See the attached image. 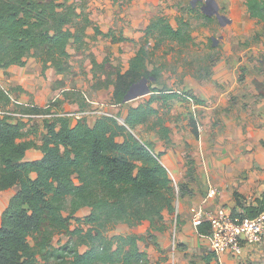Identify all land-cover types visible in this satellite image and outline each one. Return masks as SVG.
Returning a JSON list of instances; mask_svg holds the SVG:
<instances>
[{
	"label": "trees",
	"instance_id": "obj_1",
	"mask_svg": "<svg viewBox=\"0 0 264 264\" xmlns=\"http://www.w3.org/2000/svg\"><path fill=\"white\" fill-rule=\"evenodd\" d=\"M247 5L250 15L264 22V0H248ZM91 25L85 7L75 0H0V70L25 67L35 57L44 76L50 68L57 75L67 74L70 46L82 49ZM145 34L158 42L170 40L184 46L194 42L188 23L180 21L174 28L166 16L152 20ZM148 58L149 50L143 46L128 70L117 72L112 81L114 104H125L131 88L143 79L159 82L161 72L149 69ZM150 89L151 98L131 107L123 123L108 115L101 116L93 127L83 119L75 127L66 117L45 120L41 145L24 140L28 123L0 118V192L20 187L2 214L0 264L150 263L140 248L143 238L106 235L120 223L154 224L163 220L165 212H176V191L162 164L163 153H157L151 142L142 141L137 129L155 118L160 138L169 139L170 131L155 107V95L161 94L164 103L185 99L153 84ZM11 103V90L0 89V109ZM44 112L38 106L24 110L25 114ZM189 126L198 137L192 114ZM32 148L42 152L40 160H26ZM192 173L190 167L188 176L193 177ZM234 198L242 208L241 212L233 210L234 217L256 218L264 211V201L247 209L241 194L236 192ZM84 209L90 212L80 217ZM73 222L75 230L70 229ZM65 232L86 249L81 251L73 243L54 247L55 236ZM34 235L37 243L33 246L30 238Z\"/></svg>",
	"mask_w": 264,
	"mask_h": 264
},
{
	"label": "crops",
	"instance_id": "obj_2",
	"mask_svg": "<svg viewBox=\"0 0 264 264\" xmlns=\"http://www.w3.org/2000/svg\"><path fill=\"white\" fill-rule=\"evenodd\" d=\"M175 1L128 0L127 7L120 11L115 4L116 0H99L96 3L94 1L90 9H85L92 25L86 31V43L82 49L89 46L91 50L88 53L91 56L84 62L83 67L87 70L90 80L94 81L96 78L100 83L93 85L95 83L92 82L95 98L91 100L85 96L87 100L83 98V103L80 105L83 109H79V104L76 103L71 105L73 111L99 110L114 117H122L124 122L130 108L135 107L132 104L135 100L123 105L114 104L115 85L112 81H115L118 71L128 70L130 61L144 46L140 44V40L143 38L144 42L148 43V39L152 38H146L145 34L152 20L177 11L173 5ZM198 1L203 10L213 13L208 10L207 0ZM213 1L217 4L218 14L222 18L219 19L215 13L212 16L217 17L221 27L226 30L225 36L230 39L224 48L234 46L235 43L239 45L242 38L256 30L258 24L264 23L250 15L248 0ZM169 22L174 28L178 27L173 22ZM240 64L239 58L224 56L213 64L211 74L206 80L197 81L190 78L185 85L189 89L186 91L188 95L200 97L204 102L203 105L191 104L189 105L191 109L188 110L189 114L195 117L196 112L203 110L202 123L206 130L202 131L199 137L193 134L187 115L179 118L181 119L179 129L174 122H170L169 119L174 115V107L179 109L186 105L180 99H172L164 103L162 112L156 107L170 134L169 139H150V142L157 153H163L162 164L171 176H175L180 182V186L184 189L183 193L178 198L176 212L173 215L165 212L162 221L154 224L144 221L136 226L124 225L125 228L116 226L114 230L118 235L147 238L144 243L139 244L141 250L148 254L149 264H234L235 258L227 254L215 255L211 252L208 242L210 233L208 219L205 218L204 225L199 227L194 225V221L199 213L208 217L216 215L221 208H226L230 213L235 208L241 212L242 208L238 207L234 194L236 192L241 196L245 194L249 198L254 192L264 189L263 174L257 170L264 169V146L262 145L264 115L260 117L262 122L260 126L253 127L251 124L249 127L247 126V122H250L248 112L241 106L242 103L238 104L239 107H234L231 114H227L225 110L228 106V97L237 94L241 97L243 95L263 97L258 102H256L257 98L250 102L258 111L255 115L259 114V111H264V83L250 79L253 86H247L248 80L245 83L246 86L242 87L237 77ZM12 68L24 67L14 66L9 69ZM154 84L157 85V83ZM190 90L193 93L189 92ZM176 92L181 91L172 88L166 93ZM217 113L221 114L220 118L223 120L222 130L215 129L213 126ZM101 116L93 114L84 117L83 120L93 127ZM178 116L179 113H177ZM258 117L259 115L256 120ZM79 120L82 118L69 119L72 127H75ZM246 127L250 129L248 134L244 131ZM45 134L46 132L42 139H38L39 141L26 139V137L24 140H32L37 145H41ZM186 146L190 147V153H187ZM42 156L40 150L32 148L27 152L26 160L36 161ZM190 167L193 171L191 178L188 177ZM211 190H215L217 194L210 198L208 194ZM19 191L20 187L15 186L0 192V227L4 210L10 199ZM245 203L247 204L246 200ZM175 226L177 227V247L173 252L172 240Z\"/></svg>",
	"mask_w": 264,
	"mask_h": 264
},
{
	"label": "rangeland",
	"instance_id": "obj_3",
	"mask_svg": "<svg viewBox=\"0 0 264 264\" xmlns=\"http://www.w3.org/2000/svg\"><path fill=\"white\" fill-rule=\"evenodd\" d=\"M94 1L96 3V1L99 0H75L78 5H82L86 10L94 5ZM115 4L121 11L127 7L128 0H116ZM173 5L177 8V11L166 15L168 20L173 22L176 27L180 21L188 23V31L194 37V42H190L184 46L170 40L158 42L156 38H154L155 40L149 38L150 40L148 39V43H145L142 38L140 44L144 45L149 50V69L158 68L161 72V78L159 82H157V85L154 84L152 80L149 81V84H153V87L158 90L177 89V91H181L179 94L185 99L181 101L186 105L181 106L179 109L174 107V115L169 119L170 122H174L176 128L179 129L181 122L179 118L182 115H187L188 120L190 118L191 114H189V111L191 108L189 105H197V100L203 101L200 97L188 95L186 91L189 89L185 87V85H187L190 78L197 81L206 80L211 74L213 64L221 60L222 57L235 56L240 59L241 64L238 66L237 77L238 81L242 83V87L246 86L245 83L248 80L249 83L247 86H253V82L250 81V79L264 83V23L258 24V27H256L258 31L254 30L250 35L242 38L239 45L235 43L234 46L224 48L226 43L230 41V39L225 36L226 30L221 27L215 15L211 16V13L202 9L198 0H176ZM90 50L89 46L82 50H76L75 47L70 46L71 59L69 63L71 68L70 71L64 75H57L55 70L50 68L44 76L42 74V64L35 57H30L27 60L26 68L0 70V89L11 90L12 96L10 108L4 107L1 109L24 112L26 108L42 105L41 107H43V109L52 107L55 111L64 114L81 112V110L73 111L71 105L78 103L79 109H83V106H80L83 103V98L85 100H87L85 96L91 100L95 98L92 87L100 83L96 78L94 81L90 80L87 70L83 67L84 62L91 56L90 53H88ZM112 65V67H114V64ZM92 82L95 84L92 85ZM189 92L192 91L190 90ZM184 95H188L189 99L185 98ZM151 96L150 93L143 98L135 100L132 104L138 106L146 100H149ZM155 97H157L155 107L160 108L162 112L165 104L162 102V98H160L161 94L158 95L156 93ZM256 98V102H258L263 97H253L251 95H243L241 97L240 95L232 94L228 97V106L225 110L227 114H231V110L234 107H239L240 105L238 104L242 103L241 106L248 112L247 114L250 120V122H247V126L250 127L251 124L253 127L260 126L262 124L260 117L264 115V111H259V114H257L259 117L258 120H256L257 115L255 114L258 111L250 102L252 99ZM204 105L208 106L207 104ZM202 111L203 110L196 112L195 117L199 135L202 131L206 130L205 125L202 123ZM177 113H179L178 117ZM220 117L221 114L217 113V116L214 118L213 126L215 129L222 130L224 125ZM66 118L72 120V118H77V116ZM163 118H165V116H163ZM119 121L123 123L122 117H119ZM44 122L45 119L41 118L28 120L26 122L28 123L26 139H37V141H39L38 139H42L45 133ZM155 122L156 119L154 118L149 124L137 129V133L142 141L149 143L150 139L160 138L158 134L159 128H155L154 126ZM244 131L248 134L250 129L246 127ZM262 145L264 146V142H262ZM189 148L190 147L186 146L188 150L187 153H190ZM257 170L263 174L262 183L264 185V169L259 168ZM173 177V185L176 191L175 207L177 208L182 186H180V182L175 176ZM244 195L242 197L244 201L246 200L247 202V204L244 203L247 209L253 207L257 208L259 207L257 202L264 201V189L254 192L253 195L249 197L250 200ZM89 211V209H84L78 215L84 217ZM65 215L67 216V213ZM257 217H264V211ZM124 225L127 224H117L120 228H125ZM75 227V222L70 224L71 230H75ZM115 228L111 231H107L106 235L110 237L117 234L114 231ZM36 239L37 235L30 238V242L33 246L37 243ZM145 239L147 238L144 237L142 243L145 242ZM70 243L76 244V238L72 239L71 236L65 232L55 236L53 246L60 247ZM76 246L81 251L86 249L84 246L78 244H76ZM234 264H264V239L262 243L248 248L242 258H235Z\"/></svg>",
	"mask_w": 264,
	"mask_h": 264
},
{
	"label": "built area",
	"instance_id": "obj_4",
	"mask_svg": "<svg viewBox=\"0 0 264 264\" xmlns=\"http://www.w3.org/2000/svg\"><path fill=\"white\" fill-rule=\"evenodd\" d=\"M184 97L189 99L188 95H184ZM93 114L113 116L99 110L64 114L55 111L52 107H46L45 112L42 114H25L20 111L0 109V118L10 117L14 120L24 122L34 118L47 120L70 116H77L83 119ZM216 194L215 190H211L208 197H214ZM205 218L208 219L207 221L210 227V233L208 235L209 248L215 255L227 254L233 258H242L248 248L262 243L264 239V217H234L228 210L221 208L216 215H209L208 217L203 213H199L194 221V225L196 227L201 226ZM176 231L177 227L175 226L172 240L173 252H175L177 247Z\"/></svg>",
	"mask_w": 264,
	"mask_h": 264
},
{
	"label": "water",
	"instance_id": "obj_5",
	"mask_svg": "<svg viewBox=\"0 0 264 264\" xmlns=\"http://www.w3.org/2000/svg\"><path fill=\"white\" fill-rule=\"evenodd\" d=\"M207 5L210 8L212 14H217L218 18L222 17L218 14V6L213 0H207ZM212 14H210L212 16ZM151 93L150 84L147 79H143L138 84L133 86L125 98V103L133 100L143 98ZM244 239V237H242Z\"/></svg>",
	"mask_w": 264,
	"mask_h": 264
},
{
	"label": "flooded vegetation",
	"instance_id": "obj_6",
	"mask_svg": "<svg viewBox=\"0 0 264 264\" xmlns=\"http://www.w3.org/2000/svg\"><path fill=\"white\" fill-rule=\"evenodd\" d=\"M208 10H210V8H208Z\"/></svg>",
	"mask_w": 264,
	"mask_h": 264
}]
</instances>
